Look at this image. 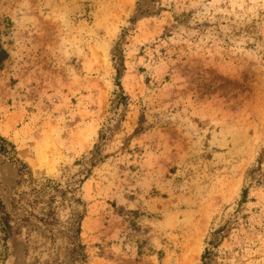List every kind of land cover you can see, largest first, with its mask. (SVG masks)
Returning a JSON list of instances; mask_svg holds the SVG:
<instances>
[{
  "label": "rangeland",
  "instance_id": "obj_1",
  "mask_svg": "<svg viewBox=\"0 0 264 264\" xmlns=\"http://www.w3.org/2000/svg\"><path fill=\"white\" fill-rule=\"evenodd\" d=\"M0 135V264H264V0H0Z\"/></svg>",
  "mask_w": 264,
  "mask_h": 264
},
{
  "label": "trees",
  "instance_id": "obj_2",
  "mask_svg": "<svg viewBox=\"0 0 264 264\" xmlns=\"http://www.w3.org/2000/svg\"><path fill=\"white\" fill-rule=\"evenodd\" d=\"M6 141H7L6 138L0 135V154L4 156H10V158L14 160V157L10 155L11 150L8 148ZM246 192L247 191L245 190L244 198L246 197ZM3 216L5 217L7 216V219L9 220L8 213L6 212L5 207H4V203L2 202L0 198V231L4 233L3 239L7 240L12 227L8 225L7 220L4 221Z\"/></svg>",
  "mask_w": 264,
  "mask_h": 264
}]
</instances>
